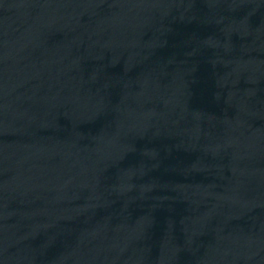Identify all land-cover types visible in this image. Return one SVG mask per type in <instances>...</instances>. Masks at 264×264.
I'll use <instances>...</instances> for the list:
<instances>
[{
    "label": "water",
    "instance_id": "1",
    "mask_svg": "<svg viewBox=\"0 0 264 264\" xmlns=\"http://www.w3.org/2000/svg\"><path fill=\"white\" fill-rule=\"evenodd\" d=\"M0 264H264V0H0Z\"/></svg>",
    "mask_w": 264,
    "mask_h": 264
}]
</instances>
